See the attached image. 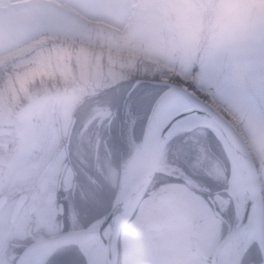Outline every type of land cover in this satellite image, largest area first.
Masks as SVG:
<instances>
[{
	"label": "rangeland",
	"instance_id": "obj_1",
	"mask_svg": "<svg viewBox=\"0 0 264 264\" xmlns=\"http://www.w3.org/2000/svg\"><path fill=\"white\" fill-rule=\"evenodd\" d=\"M213 16L236 21L237 31L250 45V61L264 53V14L251 0H0V68L14 67L0 82V196L8 197L0 211V244L20 246L29 238L38 241L58 235L62 216L55 209L58 200H47L51 193L64 201L62 219L71 230L93 221L89 203L100 204L104 214L108 211L147 129V124L141 131L138 128L133 138L126 130L123 104L115 102L113 89L123 78L124 59L140 56L157 68L171 67L161 59V53L167 52L187 67L208 42ZM177 35L182 37L180 44ZM100 93L103 99L85 103L87 96ZM119 118L123 124L113 123ZM244 121L243 135L259 166L264 191V118L256 109ZM163 153L158 174L171 171L182 176L183 171L189 182L163 188L174 193L171 204H161L154 196L141 200L134 220L121 231L126 244L119 264H158V250L169 243L166 234L150 235L146 229L147 239L136 234V222L153 209L204 210L196 218L201 243L219 238L222 222L201 194L228 182L231 169L226 170L224 151L219 145L202 148L188 172L175 153L169 156L167 147ZM115 155L121 161L117 166ZM101 182L108 188H102ZM90 192L97 194L95 200ZM23 193L28 200L12 223L11 211ZM71 244L77 242L64 244L54 255ZM95 248L86 254L90 257ZM51 258L43 264H50Z\"/></svg>",
	"mask_w": 264,
	"mask_h": 264
},
{
	"label": "snow or ice",
	"instance_id": "obj_2",
	"mask_svg": "<svg viewBox=\"0 0 264 264\" xmlns=\"http://www.w3.org/2000/svg\"><path fill=\"white\" fill-rule=\"evenodd\" d=\"M13 71L11 64L0 68V82L6 79L4 73ZM131 96L135 100L130 105L123 104L126 130L136 138L137 129L147 124L139 139L159 138L169 156L175 153L181 160L180 167L188 172L202 148L206 151L209 146L223 147L236 137L228 123L233 117L247 120L259 109L264 118V53L250 61L244 74L228 72L220 64L201 62L159 84H141ZM90 195L96 199L95 192ZM87 207L93 220L104 216L100 204L92 202ZM221 214L229 219L233 232L230 237L226 231L222 239L235 245L239 264H264V229L256 228L258 223H264V191L259 197L246 196L241 219H237L232 204ZM111 221L109 216L100 225L104 243L107 241L103 233ZM0 264H41L38 241L29 238L20 246L0 244ZM50 264H90V257L80 244H71L52 256Z\"/></svg>",
	"mask_w": 264,
	"mask_h": 264
},
{
	"label": "water",
	"instance_id": "obj_3",
	"mask_svg": "<svg viewBox=\"0 0 264 264\" xmlns=\"http://www.w3.org/2000/svg\"><path fill=\"white\" fill-rule=\"evenodd\" d=\"M29 108L28 106L25 108ZM150 118V117H149ZM74 121L72 122L69 130L68 141L69 143L70 135L73 129ZM147 127V126H146ZM147 130V129H146ZM174 134V133H173ZM244 135L233 137L230 143H224L223 150H225L230 167L231 174L233 172L234 166H236L240 172V182L243 194V202L242 207L239 208L236 201V217L237 219H241L244 215L245 210V198L249 194H255V196L259 197L261 195V182H260V173L259 169L256 165V161L254 159L251 150L248 148L247 141L244 139ZM166 145L162 144L159 138H152L148 145L145 158L142 162V165L139 166L138 170L133 174L131 180L125 187H122L117 196H115V200L113 202L110 210L101 218L96 221H93L90 225L85 227L84 229H76L70 231H64V221L61 218L60 220V230L61 233L55 235L53 237H46L38 240V244L46 243L54 238H61L65 235L73 236V238H80L89 234H97L100 236V225L103 223L105 219L109 216L112 217L111 224L107 229H105L103 233L104 240L107 243H104L103 240V264H117V252H118V243L121 231L135 209L137 205L141 202L144 194H146L150 184L153 181L155 173H157L159 169V163L161 162V158L163 152L165 150ZM139 197V198H138ZM27 195L22 194L21 197L17 200L14 209L11 215V222L14 223L17 219V216L21 212V209L25 202L27 201ZM33 198H36V194L33 195ZM138 198V199H137ZM175 196L172 193H164L159 196V200L162 202H172ZM137 199L138 203L135 205L133 212L130 216L127 217V212L129 207L134 204ZM8 197L6 195L0 196V210L6 204ZM48 202H53L56 200V194L52 193L47 197ZM59 214L63 217L64 214V205L60 203L58 206ZM34 210V205L30 207V211ZM168 220H170L168 218ZM160 219H154L149 222L147 225L151 229H160ZM256 228L264 229V223H258ZM231 235H233L232 227L229 231H227ZM73 242L71 239L65 240L54 245L47 254L40 256L41 264L46 262L61 246L66 243ZM218 247L215 250L213 256V264H216L218 252L222 248H227L230 245V255L231 259H229V264H239V254L236 251V247L233 244L228 243L226 240L221 239Z\"/></svg>",
	"mask_w": 264,
	"mask_h": 264
},
{
	"label": "flooded vegetation",
	"instance_id": "obj_4",
	"mask_svg": "<svg viewBox=\"0 0 264 264\" xmlns=\"http://www.w3.org/2000/svg\"><path fill=\"white\" fill-rule=\"evenodd\" d=\"M112 123L113 120L110 119L108 121ZM98 143L96 144V151L98 148ZM97 155V154H96ZM96 160V159H95ZM94 160V165H95ZM169 166V165H167ZM177 171V167L174 168ZM183 174V172H182ZM185 174V173H184ZM186 175V174H185ZM157 176V178H156ZM150 184V187L145 195L146 196H154L161 204H171L175 201V198L172 202H162L159 200V196L164 193H170L171 191L164 190L163 188L169 184H182L181 182H162L161 174H157ZM177 178H181L180 176ZM75 186V184H74ZM228 182L224 187H219L216 190L209 192H204L201 194L202 197L207 201L213 213L216 215L218 219L222 222L221 231L219 233V238L215 243H207V241H203L201 243L200 236L198 231L200 230V223L196 222V218L202 216L204 210H195L193 208H184L181 210H170V209H153L152 211L147 212L143 215V218L136 222L137 227V235L144 236L143 238L147 239L144 234V230L148 231L150 235H156L161 232L166 234L168 238V242L166 244V248L159 249L160 253L158 264H213V256L216 248L222 239L223 234L226 231H229L232 227L231 223H229V219L223 216L221 213L225 212L229 205H234V211L236 214L235 201L232 195H230V191ZM224 194L219 199H216L218 194ZM174 194V193H173ZM175 196V195H174ZM71 197H74V188L71 190ZM61 201L58 199L57 204ZM62 203L65 206L64 201ZM54 208V207H53ZM55 210V209H53ZM66 210V209H65ZM137 211V210H136ZM136 211L133 216L129 219L128 222L134 220L136 215ZM154 211V212H153ZM178 211H182V213H178ZM168 218L170 220H168ZM154 219H160V229H151L147 225L149 222ZM171 242V243H170ZM126 243H122V238L120 235L119 243H118V263H120V251L124 248ZM144 244V243H143ZM147 243H145L146 245ZM153 244V243H152ZM226 249V248H225ZM222 248L218 253L216 264H220V258L222 256V252L225 251ZM231 259V255L229 256ZM230 261V260H229Z\"/></svg>",
	"mask_w": 264,
	"mask_h": 264
},
{
	"label": "clouds",
	"instance_id": "obj_5",
	"mask_svg": "<svg viewBox=\"0 0 264 264\" xmlns=\"http://www.w3.org/2000/svg\"><path fill=\"white\" fill-rule=\"evenodd\" d=\"M252 5L264 14V0H251ZM236 21L228 18L211 17L208 22L209 40L194 60L193 64H199L202 60L214 61L220 64L228 72L247 73L250 64V45L237 31ZM176 43H182V37H175ZM161 59L171 67L157 68L155 65L145 62L140 56L124 59L125 71L114 87L115 102L119 104H131L135 97L131 93L141 84H159L161 81L179 75L185 68L177 55L167 52L161 53ZM159 77V79H154ZM119 111V109H117ZM223 118V117H222ZM232 125L235 135L240 136L246 131L247 125L243 118L237 120L233 117L228 121Z\"/></svg>",
	"mask_w": 264,
	"mask_h": 264
},
{
	"label": "bare ground",
	"instance_id": "obj_6",
	"mask_svg": "<svg viewBox=\"0 0 264 264\" xmlns=\"http://www.w3.org/2000/svg\"><path fill=\"white\" fill-rule=\"evenodd\" d=\"M147 135V134H146ZM150 143V140L144 141L141 146H139L134 154H132V158L127 165L123 175H122V187H125L131 180L133 174L138 170L139 166L142 165V162L145 158L146 151L148 148V145ZM238 168L234 166L233 172L231 174L230 178V192L232 196L237 201L238 207H242L243 202V194H242V188H241V182H240V172L237 170ZM139 198V197H138ZM137 198V199H138ZM137 199L135 200L134 204H132L127 212V217L131 215L134 208L138 203ZM71 239L73 242H77L84 248L86 252H89L90 248L94 245H96V248L94 249L93 253L90 256V264H103V246L100 242V236L97 234H89L82 236L80 238H73V236L65 235L61 238H54L46 243L40 244V256L45 255L48 253V251L57 243L69 240ZM222 256L220 258V264H229V256H230V245L227 246L224 252H222Z\"/></svg>",
	"mask_w": 264,
	"mask_h": 264
},
{
	"label": "trees",
	"instance_id": "obj_7",
	"mask_svg": "<svg viewBox=\"0 0 264 264\" xmlns=\"http://www.w3.org/2000/svg\"><path fill=\"white\" fill-rule=\"evenodd\" d=\"M104 93H100V94H98V96H90V97H88L87 96V98H85V103L86 104H88V103H92V102H94L95 100H99V99H103V95ZM83 101V102H84ZM79 108V106L77 107V109ZM76 114H78V112H75ZM116 113V112H115ZM115 115H117V113L115 114ZM122 120L123 119H120L119 118V120H118V122H113V123H116V124H121L122 123ZM124 123V122H123ZM122 123V124H123ZM140 130V129H139ZM141 131V130H140ZM139 131V132H140ZM221 150H222V153H223V148L221 147ZM128 152V151H127ZM126 155H128V153L126 154ZM223 156H224V158H225V162L227 163L226 165L229 167V164H228V161H227V158H226V155H225V152L223 153ZM115 157V163H116V165L115 166H117V165H119L120 164V159H118V157H117V155H115L114 156ZM119 173V169L117 170V174ZM164 176V175H163ZM179 180L178 179H176V178H172V177H167V176H164V177H162V182H178ZM100 184H104L103 186H102V188H108V186H107V183L106 182H101ZM107 186V187H106ZM114 192H115V189H112L111 191H110V194L113 196L114 195ZM114 199H115V196H114V198H113V201H114ZM113 203V202H112ZM112 205V204H111ZM111 207V206H110ZM68 223L65 221V229H68Z\"/></svg>",
	"mask_w": 264,
	"mask_h": 264
}]
</instances>
